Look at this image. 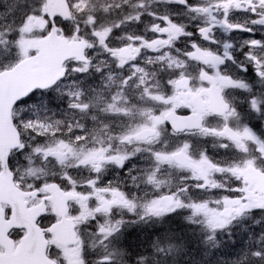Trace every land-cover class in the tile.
Instances as JSON below:
<instances>
[{
  "label": "snow or ice",
  "instance_id": "1",
  "mask_svg": "<svg viewBox=\"0 0 264 264\" xmlns=\"http://www.w3.org/2000/svg\"><path fill=\"white\" fill-rule=\"evenodd\" d=\"M0 264H264V0H0Z\"/></svg>",
  "mask_w": 264,
  "mask_h": 264
},
{
  "label": "flooded vegetation",
  "instance_id": "2",
  "mask_svg": "<svg viewBox=\"0 0 264 264\" xmlns=\"http://www.w3.org/2000/svg\"><path fill=\"white\" fill-rule=\"evenodd\" d=\"M135 237H136V232H135V230H132L131 233H130V237L129 238L130 239H133V238L135 239Z\"/></svg>",
  "mask_w": 264,
  "mask_h": 264
},
{
  "label": "trees",
  "instance_id": "3",
  "mask_svg": "<svg viewBox=\"0 0 264 264\" xmlns=\"http://www.w3.org/2000/svg\"><path fill=\"white\" fill-rule=\"evenodd\" d=\"M132 240H134V238Z\"/></svg>",
  "mask_w": 264,
  "mask_h": 264
}]
</instances>
